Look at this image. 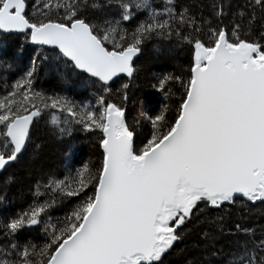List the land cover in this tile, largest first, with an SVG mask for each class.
Listing matches in <instances>:
<instances>
[{
	"label": "snow or ice",
	"instance_id": "snow-or-ice-1",
	"mask_svg": "<svg viewBox=\"0 0 264 264\" xmlns=\"http://www.w3.org/2000/svg\"><path fill=\"white\" fill-rule=\"evenodd\" d=\"M0 264H264V0H0Z\"/></svg>",
	"mask_w": 264,
	"mask_h": 264
},
{
	"label": "trees",
	"instance_id": "trees-1",
	"mask_svg": "<svg viewBox=\"0 0 264 264\" xmlns=\"http://www.w3.org/2000/svg\"><path fill=\"white\" fill-rule=\"evenodd\" d=\"M91 148L88 146L82 147V155L84 156V159H88L89 155L91 154Z\"/></svg>",
	"mask_w": 264,
	"mask_h": 264
}]
</instances>
